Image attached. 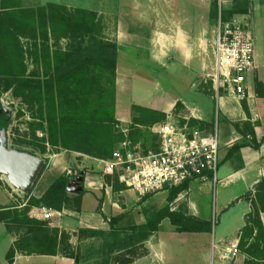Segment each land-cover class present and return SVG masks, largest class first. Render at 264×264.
Segmentation results:
<instances>
[{"label": "crops", "instance_id": "obj_1", "mask_svg": "<svg viewBox=\"0 0 264 264\" xmlns=\"http://www.w3.org/2000/svg\"><path fill=\"white\" fill-rule=\"evenodd\" d=\"M12 2V0H10ZM46 0H20L22 7H35L43 4ZM100 0H91L94 4ZM108 2V0L106 1ZM159 2V3H158ZM158 0H130L129 4L123 6H108L107 9L95 11L130 16L116 24L113 34V41L118 46V57L116 66V101L114 107L115 118L119 125L128 129L133 121L132 106L140 105L156 111L169 114L176 104V98L169 99L170 96H163L162 93L152 94L148 103L138 101L132 97L126 111L120 108V92L124 79L146 77L144 74L150 73L149 79H157L158 71L166 69L173 71L178 62L186 64L183 68L185 79L194 92H200L196 83L191 80L192 74L197 69L198 46H203L205 39L197 35L194 36L184 25L171 24L163 26L161 18L156 15L179 13L178 8L163 7ZM3 7V0H0V10ZM250 14L253 22L255 42L258 37V26L253 18L255 6L252 3ZM154 16V17H152ZM111 41V40H110ZM260 81L264 82V52L256 46V66L253 69ZM173 73V72H172ZM251 72L248 77V115L243 107L242 101L233 95H223L218 101L213 94L208 95L215 100L216 109L221 116L222 131H220L221 147L219 151V165L217 170V182L201 185L199 182H192L189 187L182 191L171 204L172 209L182 208L189 214L204 220H212L213 211L216 210L218 221L214 225V241L222 245L221 253L225 252V246L229 241L240 240L248 232V239H258L259 227L254 218L256 212L264 228V185L260 186L264 180V96H256L253 83H251ZM191 89V90H192ZM124 92V91H123ZM205 94V93H203ZM197 96L192 94L191 96ZM179 98L188 111V115L194 119L202 121H213L202 116V109L195 104L198 97ZM195 104V106L190 105ZM219 124L221 125V123ZM221 129V126H219ZM258 142L259 147L245 145L240 152L232 150L234 144L252 140ZM43 159L46 166L33 186L32 192L40 197L56 177L61 174L71 173L70 162L76 163L80 167L81 163L95 166V172H86L82 178V188L84 195L81 209L63 207L60 211L61 217L58 226L67 230L71 234V241L76 239V233L83 228L108 229V219L110 216L130 211L133 213L137 223H144L146 216L143 208L148 204L162 207L167 204L168 190H161L152 193L148 198L143 199L136 191L125 187L115 186L110 179L114 176L104 174L102 165L97 161L98 157L87 154L80 150L63 148L49 153ZM242 160V161H241ZM70 161V162H68ZM79 178V177H78ZM80 179V178H79ZM72 187H68L69 195L77 194ZM216 198V206L213 200ZM36 210H40L39 208ZM34 211L36 216L41 213ZM107 216V219L105 218ZM168 227L170 233H192L201 243L197 246L203 255L209 256V242L211 232H179L171 223L169 218L163 219L159 230L155 231L145 242L149 243V253L136 257L130 264H164L169 262L165 254L156 256L157 248H162L163 238L160 236L164 226ZM156 247H152L151 241ZM190 239V240H191ZM17 236L14 233L4 230L0 233V264H77L73 257L61 256L59 254L27 253L16 251L12 261L7 259L9 249L14 246ZM4 244V247L2 246ZM247 244V243H243ZM216 263V262H215Z\"/></svg>", "mask_w": 264, "mask_h": 264}, {"label": "rangeland", "instance_id": "obj_2", "mask_svg": "<svg viewBox=\"0 0 264 264\" xmlns=\"http://www.w3.org/2000/svg\"><path fill=\"white\" fill-rule=\"evenodd\" d=\"M100 0L98 3L94 4L91 0H46L42 2L41 5H48L50 3H58L63 4L68 7L69 11L74 12L77 18L82 17L83 13L79 10H89L94 11L95 14H88V18L91 20L93 25L95 26L98 34L105 40L113 41V34L115 31L116 24L120 21V18L128 19L130 16H122V15H113L100 13L95 11L97 8L99 11L107 9L108 6H123L124 3L129 4L130 0ZM163 7H176L180 11L179 13L173 14H163L161 16L156 15V18H161L163 26L171 24L184 25L194 36H201L204 41L203 46H198L199 52L197 58V69L192 74L191 80L196 83L197 89L203 93L194 92L191 86L188 84V79H185V70L183 68H187L186 64H182L180 62L177 63L178 66L175 65L176 69L173 71L163 70L158 71L157 79H149L151 76L150 73L145 72L146 77H137V78H125L122 84L120 92V108L121 110L126 111L129 105V101L132 97L138 101H143L148 103V99L152 94L162 93L163 96H170L169 99H177L176 103L179 101V104H175V108L169 113L173 114V117L179 123H184L186 121V117H190L189 123L195 125L193 122H196V125H201L199 120L194 119L192 116L188 115V111L185 108V104L179 98L190 99L193 98L192 94H197L198 97L195 101V104L198 105L199 108L202 109V116L206 119H215L216 115V104L215 100L208 95L213 94L212 83L209 80L207 74L211 71V64L213 59V45H214V36H215V28L217 23V17L219 14L220 8L223 10H238L243 8V6L247 5L248 10L246 13H238L241 17H248L247 13H249L250 8L253 5L255 6L254 12V20L256 25L258 26V37L256 40V46L259 47L261 52H264V0H158ZM159 3V2H158ZM40 6V5H37ZM35 6V7H37ZM233 16V15H232ZM154 17V16H152ZM166 25V26H167ZM23 45L27 42L26 39L22 38ZM25 42V43H24ZM58 42V41H57ZM59 46L51 40L48 44L50 46V50L53 51L56 49H65L68 46V40L62 39L59 41ZM28 43V42H27ZM30 45V42L28 43ZM27 44V45H28ZM28 54L26 57V65H27V74H35L40 78H43L44 71L46 69L44 65V60L48 58V53L43 50V48H35L30 47L27 48ZM50 51V53H51ZM21 70V69H20ZM173 72V73H172ZM251 83H253L255 89L256 96H264V82L260 81L257 75L252 71ZM89 79L88 82L92 85L91 89V99L95 100L98 104L106 106V108L111 106L116 101V80L114 85L112 84L111 74L108 70L99 68L97 66L93 67L92 70L85 74ZM14 74H3V80L0 81V102L7 111L10 113V124L6 128L5 131L0 132V162L5 158L8 154L13 155H29L32 157H40L42 159H46V156L49 153H53L55 151L61 150L64 147L60 145H52L49 141L50 131L49 125L47 122V103L45 101V91L42 92V95L38 94V91L33 88H21V87H13L10 89H4L10 81L8 79H12ZM18 87V88H17ZM113 89L115 92H113ZM192 89V90H191ZM247 99V98H246ZM243 100V107L246 109V113L249 115L248 108V100ZM96 102L91 105V109L96 108ZM190 105L191 100H190ZM195 104L193 106H195ZM133 107V106H132ZM133 111V109H132ZM138 116L141 115L139 112H135ZM167 114V116L169 115ZM219 122L221 121V116L218 111ZM134 116V113H133ZM160 119L159 122H162L167 119ZM197 120V121H194ZM208 125L211 124V121H202ZM221 123V122H220ZM153 124H138L136 125L134 121L131 123V128H129L128 136L134 142H139L143 146L147 147L151 144H156L158 137L151 131V126ZM206 125V126H207ZM220 131H222V123ZM118 130H122L121 125L118 124ZM209 127V125L207 126ZM212 127V126H211ZM210 127V128H211ZM57 126L54 128L56 134ZM60 129V127H59ZM57 135V134H56ZM60 138V134L56 139ZM252 140V139H251ZM254 142V140H252ZM70 162V161H68ZM46 163V162H45ZM71 173L70 175L71 181L69 186L72 187L73 191L77 192V194L70 195L72 200H70L67 205L63 207H71L77 210L81 209L82 199L85 193L84 188H82V178L86 172H95V166L86 165L84 163L80 164V167L76 165L73 161L70 162ZM105 174V173H104ZM80 179H79V178ZM114 184L120 185L119 187H125V184L119 181L117 177L110 179ZM32 189H24L15 185L11 179V176L8 172L2 171L0 168V214L3 212H14L18 210L21 214L19 218L21 221L10 223V228L8 224L4 220H0V233H3L4 230L7 232L14 233L17 236V240H20L26 235H29V227L32 226V223L27 221V219L32 218L40 221H47V228L50 229V233H53L52 230L55 228H59L58 233V253L61 256L73 257L76 259L77 264H102L103 258L105 257V252L103 250L104 237L100 235H96L93 233L92 228H83L80 229L76 233V239L71 241V234L58 226L59 218L61 217L60 211L63 209H55L50 208L52 215L49 218L44 216V208H48L46 206L40 204H29L30 200H34L39 198L32 192ZM81 192V201L78 206V202L76 201V196H78ZM216 206V198L212 203ZM152 205L148 204L147 206ZM28 206V210L26 209ZM40 210H36V209ZM25 209L27 210L26 212ZM33 210L41 213V216L38 217L35 215ZM212 220L215 225L218 221V217L216 214V210L213 211ZM16 217V216H15ZM109 223V222H108ZM34 227H37L34 225ZM101 230L104 233H108L110 231V225L108 229H94ZM65 231V233L69 236L68 242L60 243L61 232ZM40 234H45V231H42ZM39 234V235H40ZM47 234V233H46ZM36 235V234H35ZM33 235V236H35ZM32 236V235H31ZM160 236L163 238L162 248H157L158 254L156 256H163L165 254L169 262L164 264H245L246 260L249 258V253L256 256L255 260L264 263V242L261 240H253L250 241L248 239V232L245 233L244 237L239 242L238 250L230 253L229 257L223 258L219 249L222 246L215 247L218 245H222L218 241H214L215 233L211 232V239L209 242V256L203 255V251H200L199 247H197L201 241L198 238L191 239L195 235L192 233H175L172 234L169 232L168 227L165 225L160 232ZM191 239V240H190ZM151 241L152 247H156V243H158V238ZM241 243H247L240 246ZM253 243V244H251ZM259 244L260 247L257 246ZM6 244V243H4ZM2 243V246L4 247ZM30 249L35 250V241L33 237L24 241L23 245ZM148 250L149 253V243H144L143 246L138 247L130 254L127 251H121L119 253L113 254V259L110 264H123L124 258H131L134 256V259L138 256V253H142ZM165 252V253H164ZM0 253L1 250H0ZM36 253V252H34ZM126 253V254H125ZM145 254V255H147ZM73 255V256H72ZM216 262V263H215Z\"/></svg>", "mask_w": 264, "mask_h": 264}, {"label": "trees", "instance_id": "obj_3", "mask_svg": "<svg viewBox=\"0 0 264 264\" xmlns=\"http://www.w3.org/2000/svg\"><path fill=\"white\" fill-rule=\"evenodd\" d=\"M247 10V5L236 11L224 10V16L230 17L238 13H246ZM79 11L83 15L77 18L76 14L69 11L68 7L63 4L50 3L24 8L20 5V0H12V2L3 0V7L0 10V81L3 80L1 75L12 73L14 76L12 79H8L10 82L3 87L4 89H10L12 86L28 87L36 89L40 95L45 91L47 122L50 131L49 141L52 145L80 150L98 158H108L116 144L124 139L125 134L116 127L119 123L115 118L114 103L106 108L91 99L93 86L89 84L87 80L89 78L85 74L95 66L108 70L114 85L118 46L116 42L105 40L98 34L88 18V14H95L94 11L86 9ZM23 37L28 43L30 42V45L27 42H24L25 45L22 44ZM62 39L68 40L67 48H55L51 51L48 43L53 40L59 46V41ZM29 46L43 48L46 54L48 53V58L43 61L46 67L43 78L26 73L28 68L26 57ZM113 92H115L114 89ZM95 102L96 108L92 110L91 105ZM179 103L178 101L176 104ZM132 109L133 121L136 125L140 123L154 124L167 116L165 112L140 105H133ZM136 111L141 115L138 116ZM199 123L201 127L209 125L207 128L213 125V122L208 125L200 121ZM9 124L10 113L3 108L0 102V132L5 131ZM56 126L57 135L54 131ZM59 134L60 138L56 139ZM247 144L254 147L260 145L256 141H241L234 144L232 150L240 152L241 147ZM71 178L68 174L59 175L39 198L30 200L29 204L61 209L72 200L68 192ZM262 185H264V180L260 183V186ZM115 186L117 187L116 184ZM187 186V184H183L168 188L167 204L162 207L156 205L144 207L143 212L146 216L144 223H137L133 213L127 211L109 217L110 231L108 233L92 229L94 234L104 237L105 257L102 264H110L114 253L127 251L130 254L138 247L143 246L150 236L159 230L165 218H169L179 232H212L214 229L212 220L197 218L182 208L172 209L171 204L182 191L187 189ZM82 193L75 198L79 203L78 206ZM149 195L143 196V199L148 198ZM28 208L26 206L27 210ZM26 209L24 212L27 211ZM255 214L254 222L259 227L258 239L264 238L263 225L256 218L259 214L258 212ZM19 215L23 214L18 210L3 212L0 214V220H4L10 228V223L21 221ZM105 218L107 219V216ZM27 221L32 223V226L29 227V235L14 243L7 253V259L11 262L16 251L57 254L59 228L53 229V233H50L47 221L32 218ZM42 231H45V234H40ZM32 237L36 245L33 247L35 250L28 248L26 244L23 245L24 241H28ZM68 238L65 231H62L59 242H68ZM256 244L260 247L258 243ZM243 245L245 244H240L241 247ZM147 252L148 250L145 249L144 252L135 256H143ZM249 255L245 264H264L255 260L256 256L251 253ZM133 260L134 256L124 258L123 264H130Z\"/></svg>", "mask_w": 264, "mask_h": 264}, {"label": "built area", "instance_id": "obj_4", "mask_svg": "<svg viewBox=\"0 0 264 264\" xmlns=\"http://www.w3.org/2000/svg\"><path fill=\"white\" fill-rule=\"evenodd\" d=\"M250 12L246 18L225 17L224 10H219L211 71L207 74L217 101L225 94L239 101L248 96V77L256 66ZM189 119L179 123L169 114L166 120L154 123L151 131L158 140L147 147L134 142L128 136L129 130L122 129L125 137L116 144L111 156L97 158L103 173L117 177L140 196L183 184L188 188L192 182L215 184L221 147L218 108L211 128L192 125ZM44 213L46 218L52 215L50 208H44ZM238 247V240L229 241L221 257H229Z\"/></svg>", "mask_w": 264, "mask_h": 264}, {"label": "water", "instance_id": "obj_5", "mask_svg": "<svg viewBox=\"0 0 264 264\" xmlns=\"http://www.w3.org/2000/svg\"><path fill=\"white\" fill-rule=\"evenodd\" d=\"M45 166L42 158L21 154H8L0 162L1 170L10 174L13 183L27 190L35 185Z\"/></svg>", "mask_w": 264, "mask_h": 264}]
</instances>
